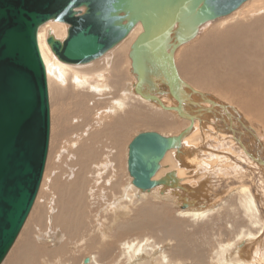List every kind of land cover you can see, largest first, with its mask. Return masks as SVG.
I'll return each instance as SVG.
<instances>
[{"label":"bare ground","instance_id":"obj_1","mask_svg":"<svg viewBox=\"0 0 264 264\" xmlns=\"http://www.w3.org/2000/svg\"><path fill=\"white\" fill-rule=\"evenodd\" d=\"M263 10L264 0H247L230 14L200 25L194 38L174 49L171 56L172 66L160 54L153 57L156 64L162 62L168 64L170 69L172 68V71H167L168 75L174 74L176 76L178 81L184 85V94L197 105L192 108L189 104L184 105L182 103V109L179 112L173 109L177 108V102L168 94V90L162 87L164 85H161L160 82H156L160 91L156 90L157 94L154 92L152 95L157 97L164 108L157 103L144 100L134 93L133 87L136 78L131 72L129 52L135 38L142 31L141 23L136 24L124 39L101 57L86 64L77 65L60 62L46 44L49 34L62 42L66 36L68 24L47 21L39 27L37 43L46 71L49 118H51L49 93L53 89L51 84L54 82L64 85L70 81L72 89L86 90V92L75 95L80 103L79 112L84 114L82 115L83 125L86 127L90 119V116L86 118L87 114H92L96 110L95 105L93 107L87 106V102L94 95L105 93L107 96H112L113 98L109 97L111 101L108 100L110 109H105V111L113 112L116 109L120 112L115 119L106 121L99 130L90 133L87 131V136L82 138L85 141H80L78 148L73 146L75 148V163L73 162L75 172L70 175L76 176L79 166H83L80 169L79 182L83 176L91 177V174L95 173L94 181L96 183L94 184L97 185L99 180L95 179L110 171L108 169L109 171H103L100 174L97 173L98 171L94 172L96 170L94 168L100 170L99 168H102L104 163L109 165L115 162V168H118L122 158L121 146L128 137L132 126H142L146 130L170 129L174 126L171 125L172 122L164 121L160 115H145L133 102L137 101L140 105L148 106L159 114H166L187 122L186 126L175 135H163L155 131L142 132H154L168 138L175 137L190 127V130L180 139L179 146L175 145L164 153L159 162V170L151 179L157 181L167 174L173 173L174 175L164 185H157L149 190L141 191L133 186L132 178L127 172L130 186H132L131 190L144 198L149 197L147 195H153L152 199L157 200L159 205L151 203L143 205L135 214L133 221L129 223L126 221L117 225V228L114 229L115 234L123 233L128 234V236H120L122 237V240L119 241L120 253L117 259L112 261L113 264H138L144 258L153 259L154 263L157 264H181L182 262H190V264H264V140L262 139L264 137H261L250 123L251 120H254L264 130V16L258 17V14L264 12ZM217 20L216 25L203 30L201 37L197 39L205 25ZM161 45L164 49L169 46L168 44L167 46ZM93 62L96 63L89 67L88 65ZM127 74L131 77L130 85H128L129 76ZM69 86L68 84V88ZM149 89L151 90L150 87ZM172 89L177 94L182 93L175 87H171V91ZM118 92L119 94H117ZM59 95L57 94L56 98ZM103 99L104 97L101 100L103 101ZM204 99H207L208 102H205ZM206 108L210 109V112L205 111ZM67 115L68 113H66ZM191 115L194 116L192 124L189 120ZM94 126L96 125L91 124V127ZM50 135L49 131V140ZM102 149H105V153H102ZM125 154L127 159V152ZM215 165H218L220 169L228 170H224L225 176L231 175L233 178H235L234 176L239 178V173H241L240 176L242 174L244 176L251 175L260 191L263 189L261 205L259 204L260 195L258 197L251 182L234 187L229 191L228 199H221L217 194L219 188L212 182L214 173L212 166ZM256 168L258 169L256 170ZM45 169L46 167L43 176ZM219 173L217 172L216 175ZM108 176L112 178L111 185H108L110 193L117 190L122 183H127V179L121 178L120 180L118 173L114 171H110ZM90 179L92 180V178ZM80 184L86 185L83 182L79 183L74 192L71 188H59L60 195L57 202L59 209L56 216L51 217L52 219L55 218L56 223L58 220H61L62 223H65V220L68 221L69 228L66 229L68 235L78 227L85 229L88 226L87 221L83 225L86 207L84 202L80 200L79 206H77L73 201H70L71 197L73 199L85 197L82 193L87 188ZM123 192L125 191L123 190ZM232 195L236 196L231 198ZM63 197H67L68 201L64 202ZM89 198L91 200V197ZM141 200L137 199L134 202L137 203ZM234 200L236 204H233ZM35 201L36 198L34 203ZM165 202H169L175 209L178 219L165 215L166 212L163 211ZM232 204L235 207H232ZM227 208L233 212L236 210L237 213L240 209L244 215L240 217H242L241 220H245V226L241 227L240 222L233 219L232 223L227 222L230 217L226 215ZM118 211H126L127 214V209L124 210L122 207H119ZM117 216L115 217L116 221L120 219L119 215ZM179 219L187 221L189 224L179 226ZM233 223L237 226L233 227L236 230H231L229 233L230 236L232 235L231 241L226 242L227 226L229 227V224L233 226ZM239 227L241 228L237 230ZM142 233L146 236L140 237ZM166 240L175 242L173 249L170 252L168 250L167 253L165 250L162 251V246L159 245V242ZM245 243L248 245L243 248ZM111 248V244L103 245L101 249H103L104 257L101 255L97 258L91 255L84 259L82 264H106L108 262L105 259L106 252L108 249L110 252ZM23 253V247L20 251H14L6 264H23L28 259V257H23Z\"/></svg>","mask_w":264,"mask_h":264},{"label":"water","instance_id":"obj_2","mask_svg":"<svg viewBox=\"0 0 264 264\" xmlns=\"http://www.w3.org/2000/svg\"><path fill=\"white\" fill-rule=\"evenodd\" d=\"M246 1L0 0V264L34 203L48 152L49 104L37 43L39 27L47 21L68 24L62 42L49 34L46 44L60 62L77 65L101 57L141 23L142 31L129 52L136 78L134 93L164 108L152 95L160 91L156 86L160 82L177 102L173 109L179 112L182 103L192 108L197 105L184 94V85L176 76L167 73L172 71L174 49L194 38L200 25L230 14ZM161 44L170 47L164 49ZM158 54L169 65L156 64L153 57ZM193 117H189L191 124ZM189 130L168 138L154 132L137 134L127 148L126 166L133 186L145 191L164 185L173 173L151 179L164 153L179 146Z\"/></svg>","mask_w":264,"mask_h":264},{"label":"rangeland","instance_id":"obj_3","mask_svg":"<svg viewBox=\"0 0 264 264\" xmlns=\"http://www.w3.org/2000/svg\"><path fill=\"white\" fill-rule=\"evenodd\" d=\"M258 15H259L258 17H262V16H264V12H261V14H258ZM217 22H218V20L205 25L202 28V30L200 31V33L198 35L199 37L197 39H199L201 37L203 30H205L206 28L210 29V27L216 25L215 23H217ZM102 59H100V60H102ZM122 60H123V58H122ZM96 62H93V63H91V65L89 64L88 66L89 67L93 66ZM84 67H87V66H84ZM76 68H83V67H76ZM124 71H125V68H124ZM127 75L129 76V74H127ZM130 80H131V77L129 76L128 85H130ZM52 84H54V85L52 86ZM52 84H51V87L53 89L51 88L52 90H50V93H49L50 117H51L50 118V134L51 135H50V140H49L47 162L45 165V167H46L45 173H44V176L42 177V182L40 184V188H39L38 194L36 196V201H35L34 206H33L34 209L32 208V210L30 211L29 216H28L22 230L20 231V233H19L14 245L12 246L11 250L9 251L8 255L4 259L3 264H6L7 261L11 259V257H12L11 254H13L14 251H20L22 247L24 248L23 257H28V259L23 264H30V263L31 264H82L83 260L90 257L91 255H94L97 258L101 257V255L104 257L103 249H101V248L103 247V245H109V244L112 245V248H111L110 252H109V249L107 250V252H106L107 256L105 257V259L108 260V262L106 264H110V263L113 264L112 261L113 260L115 261L117 259V257L119 256V253H120V249H119L120 248V246H119L120 242L119 241L122 240V237H120V236H123V237L128 236V234H123V233L115 234L114 229L117 228V225L119 223L126 222V221H128V223H129V222L133 221L135 219V214L137 213V211L139 210V208L141 206L148 205L149 203L155 204V205L158 204V202H156L157 200L152 199V197H154L153 195H147L149 197L144 198L142 195H139L138 193L133 192L131 190L132 186H130V179H129V177H127L128 175H127V171H126V160L127 159H126L125 153L127 151H125V150L127 149V146H128L127 143L131 141L133 136H135L136 134H138L139 132H142V131H155V132H158V133L163 134V135H175L179 132V130H181L182 128H184L186 126L187 122L182 121V120L175 118V117L168 116L166 114H159L157 111H155L154 109H152L148 106H147L148 107L147 108L144 105L143 106L140 105L139 102H137V101L133 102V104H136V106H138L139 109L141 111H143L145 115H147V116H150L152 114L156 115V116L160 115V117L162 119L164 118L163 119L164 121H166L168 123L172 122L171 125H174V126L170 129L163 128V129H147V130L145 127H142V126H138V127L132 126V128L130 129V131L128 133V137L124 140V143L121 146L122 158H121V162H120L118 168H115V162H112L113 164L110 163L109 165L107 163H104L102 168L101 167L99 168L100 170H97L98 168H94V169H96V170H94V172L98 171L97 172L98 174L102 173L103 171H109L110 170L111 172L114 171V172L118 173V177L120 180H121V178L127 179V183L126 184L122 183L121 186L117 189L118 191L115 190L114 192H112L114 195L113 196V195H111L112 193H110L108 190V185L110 186L111 181H112V178H110L108 176V173L110 171L102 174L101 177H98L95 179V180H99V183L97 185L94 184V183H96L94 181L95 173H92L91 177L83 176L81 178L80 182L78 181V179L80 178V176H79L80 169L83 168V166H79V168L77 170L78 174L76 176L70 175L71 173L73 174L75 172L74 167H73V165H75V164H73V162L75 160L74 159L75 148L79 147L78 144L80 143V141H85L82 138L87 136V131H89V133L93 132V131H97L102 127V125L104 123H106V121H108L110 119H115L119 115L120 112H119V110H116V109L113 112L105 111V109H110V106H109L110 102H108V100L111 101L110 98H113V97L107 96L105 93H103V94L100 93V94H97V95H94L91 97V99H90L91 103H90V101H88L87 106L93 107L95 105L94 107H96L95 108L96 110L93 109L95 111L92 112V114H87L86 118L88 116H90L89 117L90 119L88 120V122L86 121L88 123V125L86 127L83 125L84 121H83L82 115H84V114L79 112L80 111V105H79L80 103L75 98L76 97L75 95L77 93H83V92H86V90L80 91V90L72 89L71 88L72 84L70 83V81H68L64 85H60L57 82H54ZM68 84L70 85L69 86L70 89L68 88ZM59 85L62 87H60ZM62 88H64V89H62ZM120 92H122V91H120ZM57 94L58 95L60 94V95L57 96V98H56ZM117 94H119V92ZM54 95H55V97H53ZM101 97L102 98L104 97V99L109 98V97L110 98L106 99V100L103 99V101H102ZM76 108H77V110H76ZM75 112H76V114H74ZM115 112H117V113H115ZM66 113H68L67 116H66ZM68 116H69V118H68ZM79 119H80V122H79ZM65 120H67V121H65ZM250 123L257 130V133L261 137H264L263 127L261 125H259V123L254 121V120H251ZM78 124H80V125H78ZM91 124H95L96 126L91 127ZM83 129H85V130H83ZM262 139L264 140V138H262ZM125 147H126V149H125ZM104 148H106L105 145H104ZM102 150H103L102 153H105V149H102ZM222 151L225 152L224 150H222ZM77 158H78V155H77ZM219 162H221V161H219ZM113 167H114V169H112ZM212 167H213V171H214V173L212 175V177H213L212 182L214 184H216L217 187L219 188L217 194L219 195V197L221 199H228V193L234 187H238L240 185L247 184V182L248 183L251 182L255 188V191H256L258 197L260 195L259 204H260L261 200L263 201V196L261 195V192L263 191V189L260 191V189L257 187L258 185L254 181V179L251 178L252 177L251 175L244 176V174H242V176H240L241 173H239V175H238L239 178H236V176H234L235 178H233V176H231V175L225 176L226 173H224V170L228 171L227 169H225V168L220 169L218 167V165H215ZM75 168H77V166H75ZM257 169L258 168H256V170ZM217 172H220V173L218 175H216ZM90 178H92V180ZM224 179H225V181H223ZM81 182L86 183L85 186L82 184H80V185H82V187L87 188L86 190H88V191L84 190V192L82 193V195H84L85 197H79L78 199H76V198L73 199V197H71L70 201H73L77 206H79L80 200H82L84 202L86 207L84 209L85 219H84L83 225H85L87 223L88 226L85 229H82V227H78L76 230L72 231L68 235V233L66 231L67 227L69 228L68 221L65 220V223H62L61 220H58V223H56L55 218L52 219L53 217L56 216L57 210L59 209V206L57 203L59 200L58 196L60 195L59 188H63V187L66 189L71 188L74 192L75 187L77 185H79V183H81ZM98 186L100 187V189ZM125 187H126V189H125ZM97 189H99V190H97ZM105 190H107V191H105ZM123 190L125 192H123ZM222 196H223V198H222ZM233 196L234 195H232L231 198H234L236 195L234 197ZM89 197H91V200ZM123 197H125L126 199ZM127 198H128V201H127ZM220 198H217V199H220ZM137 199H140V200L142 199V200L140 202H137V203L134 202V200H137ZM131 200H132V202H131ZM168 200H171V199H168ZM235 200H234L233 204H236ZM63 201L67 202L68 198L63 197ZM119 202H120V204H119ZM52 204H54L55 206H53ZM233 204H232V207H235V205H233ZM109 206H111L110 208L112 209V211L109 208ZM119 207L120 208L122 207L124 210L127 209V214H126V211L119 212L118 211ZM55 209H56V212H55ZM234 209H236V208H234ZM108 210H109V212H108ZM115 210L118 212H116ZM226 210H228L226 212V215L230 216L227 219L228 220L227 222L232 223L231 221L233 219L234 221L240 222L241 227H243V225L245 226V223H246L245 220L244 219L241 220L242 217H240V216H244L243 212L240 209H238L239 213L235 212L236 210H234V212H233V210L229 211L228 208ZM163 211H165L167 213V214L165 213V215H167L168 217H171L174 219L177 218V216L175 214V209L169 204V202L164 203ZM54 213H55V215H54ZM113 214H115V215L113 216ZM117 215H119L120 219L116 221L115 217ZM48 220H49V222H47ZM85 221H87V222L85 223ZM241 221H243V222H241ZM234 223H233V226H232V224H229V227L227 226L226 231L228 233H227V239L225 238L226 242L231 241L232 235L230 236V234H229L231 232V230L232 231L236 230V229H233V227H237V226H235ZM187 224H189L187 221L180 220L179 226H185ZM241 227L237 228V230H239ZM110 234L112 235V237ZM129 235H131V234H129ZM105 236H106V238H105ZM136 236L139 237L138 234H136ZM142 236H146V235H144L142 233V234H140V237H142ZM43 238H45V239H43ZM107 238H109V239H107ZM56 240H57V242H56ZM166 241L159 242V245L162 246L161 250L162 251L165 250V252L167 253L168 250L170 252L173 249V246H175V242L172 240H171V242H170V240H166ZM247 245H248V243H245L243 245V248H245ZM183 263L184 264H190V262H182L181 264H183ZM138 264H157V263H154L153 259H150V258L145 259L144 258V260L139 261Z\"/></svg>","mask_w":264,"mask_h":264}]
</instances>
